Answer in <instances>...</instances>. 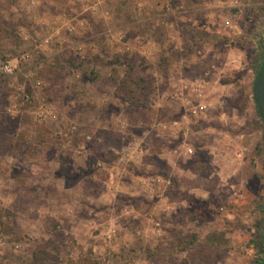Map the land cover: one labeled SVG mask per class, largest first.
Masks as SVG:
<instances>
[{"label": "rangeland", "instance_id": "1", "mask_svg": "<svg viewBox=\"0 0 264 264\" xmlns=\"http://www.w3.org/2000/svg\"><path fill=\"white\" fill-rule=\"evenodd\" d=\"M263 62L264 0H0V264H259Z\"/></svg>", "mask_w": 264, "mask_h": 264}, {"label": "water", "instance_id": "2", "mask_svg": "<svg viewBox=\"0 0 264 264\" xmlns=\"http://www.w3.org/2000/svg\"><path fill=\"white\" fill-rule=\"evenodd\" d=\"M253 95L258 114L264 124V65L255 80Z\"/></svg>", "mask_w": 264, "mask_h": 264}, {"label": "built area", "instance_id": "3", "mask_svg": "<svg viewBox=\"0 0 264 264\" xmlns=\"http://www.w3.org/2000/svg\"><path fill=\"white\" fill-rule=\"evenodd\" d=\"M171 5H167L166 8L167 10H171ZM17 66L12 65L10 61H6L2 67V70L7 74V75H12L15 74ZM167 183H170V181H167Z\"/></svg>", "mask_w": 264, "mask_h": 264}, {"label": "trees", "instance_id": "4", "mask_svg": "<svg viewBox=\"0 0 264 264\" xmlns=\"http://www.w3.org/2000/svg\"><path fill=\"white\" fill-rule=\"evenodd\" d=\"M263 65H264V62L262 63L261 67L259 68V70H258V72H257V76H258V74L260 73V71H261ZM262 240H263V242H264V232H263V235H262ZM259 264H264V259H262V260L260 261Z\"/></svg>", "mask_w": 264, "mask_h": 264}, {"label": "crops", "instance_id": "5", "mask_svg": "<svg viewBox=\"0 0 264 264\" xmlns=\"http://www.w3.org/2000/svg\"><path fill=\"white\" fill-rule=\"evenodd\" d=\"M143 11L146 12V13H144V14H146V16L149 14V12H151V11L149 10L148 7H146ZM234 11H236V10H234ZM140 12H141V11H140ZM152 12H153V11H152ZM152 15H153V14H152Z\"/></svg>", "mask_w": 264, "mask_h": 264}]
</instances>
